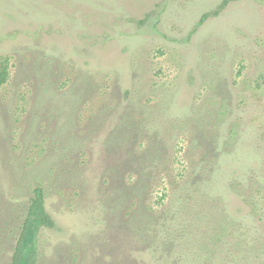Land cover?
Here are the masks:
<instances>
[{
  "label": "rangeland",
  "instance_id": "1",
  "mask_svg": "<svg viewBox=\"0 0 264 264\" xmlns=\"http://www.w3.org/2000/svg\"><path fill=\"white\" fill-rule=\"evenodd\" d=\"M221 1L0 0V264L37 186L21 264H264V0Z\"/></svg>",
  "mask_w": 264,
  "mask_h": 264
},
{
  "label": "trees",
  "instance_id": "2",
  "mask_svg": "<svg viewBox=\"0 0 264 264\" xmlns=\"http://www.w3.org/2000/svg\"><path fill=\"white\" fill-rule=\"evenodd\" d=\"M231 1L234 0H222L221 3L218 5L217 9L213 12V14H217ZM207 16L208 13L203 14L199 20V23H201ZM7 77H8V70L7 67L3 65L0 67V85L6 82ZM33 210H36L38 215L36 219L38 226L43 225V226L51 227L53 225L52 219L50 218L44 207V190L42 186H37L34 188V197H32V201L30 204L29 216H27L24 222L21 238L17 241L8 264H21L22 262L21 249L23 247V241L25 240L24 237L26 236V233H28L30 230V215L32 214ZM25 264H38L36 257V248L32 249L29 258L25 261Z\"/></svg>",
  "mask_w": 264,
  "mask_h": 264
}]
</instances>
